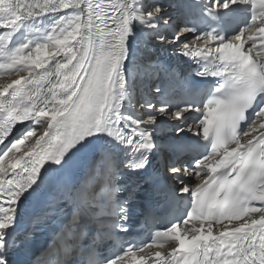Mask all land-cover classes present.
Masks as SVG:
<instances>
[{"label":"snow or ice","instance_id":"1","mask_svg":"<svg viewBox=\"0 0 264 264\" xmlns=\"http://www.w3.org/2000/svg\"><path fill=\"white\" fill-rule=\"evenodd\" d=\"M180 15L192 19L159 0H0V74L15 77L0 85V264L53 215L67 225L47 264H264V0H189ZM141 37L195 72L149 61L151 98L137 101ZM192 113V140L177 127L159 141L161 121ZM152 192L190 199L149 241L103 254Z\"/></svg>","mask_w":264,"mask_h":264},{"label":"bare ground","instance_id":"2","mask_svg":"<svg viewBox=\"0 0 264 264\" xmlns=\"http://www.w3.org/2000/svg\"><path fill=\"white\" fill-rule=\"evenodd\" d=\"M168 8H169V7H168ZM171 11H172L171 8H169V13H170V14H172ZM12 78H15V77H9V76H7V75L0 74V85L6 84V83L9 82L10 79H12ZM167 122H173V121H171V120H169V121H161V123H167ZM184 129H186V128H184ZM161 135H162L163 137H169V136H170V134H168V133H162ZM228 225H234V224H228ZM218 229H222V228H218ZM146 251H147V250H146ZM151 251H153V249H151Z\"/></svg>","mask_w":264,"mask_h":264}]
</instances>
